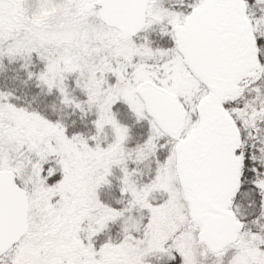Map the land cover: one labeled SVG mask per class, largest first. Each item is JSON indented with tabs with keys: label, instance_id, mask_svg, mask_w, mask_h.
<instances>
[{
	"label": "snow or ice",
	"instance_id": "1",
	"mask_svg": "<svg viewBox=\"0 0 264 264\" xmlns=\"http://www.w3.org/2000/svg\"><path fill=\"white\" fill-rule=\"evenodd\" d=\"M0 264H264V0H0Z\"/></svg>",
	"mask_w": 264,
	"mask_h": 264
}]
</instances>
